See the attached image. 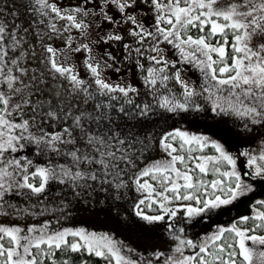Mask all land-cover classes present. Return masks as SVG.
<instances>
[{
    "label": "snow or ice",
    "instance_id": "snow-or-ice-1",
    "mask_svg": "<svg viewBox=\"0 0 264 264\" xmlns=\"http://www.w3.org/2000/svg\"><path fill=\"white\" fill-rule=\"evenodd\" d=\"M0 217V264H264V0H0Z\"/></svg>",
    "mask_w": 264,
    "mask_h": 264
},
{
    "label": "rangeland",
    "instance_id": "rangeland-1",
    "mask_svg": "<svg viewBox=\"0 0 264 264\" xmlns=\"http://www.w3.org/2000/svg\"><path fill=\"white\" fill-rule=\"evenodd\" d=\"M256 43V42H254ZM115 47V46H114ZM119 56V52H114ZM169 57L172 58V53H168ZM82 57L77 55L73 57L79 64ZM126 66H121V72L115 73L112 70H108L105 74L113 81H118L121 77L127 78L129 73L125 71ZM81 74L83 70L81 69ZM184 78L189 80V82L194 81L188 71ZM133 82H135V76L132 77ZM198 83V82H197ZM191 131H198L190 128ZM200 131V130H199ZM260 144L259 138L251 145V148L258 149ZM160 153L154 151L152 153V158H159ZM130 206L127 204L121 205L118 209L115 205L109 203H85L78 204L73 213V219L68 221L65 226L70 225H85L91 229L97 231H110L115 233L119 238L123 239L130 246L137 248L138 250H144L146 247L150 246L152 243H160L158 232H146L139 224L132 222H125L123 217L127 215V209ZM43 219V218H41ZM23 221H11L10 218L0 217V223H9ZM31 223L32 221H27Z\"/></svg>",
    "mask_w": 264,
    "mask_h": 264
},
{
    "label": "trees",
    "instance_id": "trees-1",
    "mask_svg": "<svg viewBox=\"0 0 264 264\" xmlns=\"http://www.w3.org/2000/svg\"><path fill=\"white\" fill-rule=\"evenodd\" d=\"M189 72H190V74H191V77L194 79V81L199 82L197 71H196L195 69H191V68H190V69H189ZM190 128H193V129H195V130H200V131H203V130H204L202 127H199V128H198V126H197L196 124L191 125ZM257 139H258V138H257ZM257 139H256V140H257ZM256 140H255V141H256ZM255 141H254V142H255ZM254 142H253V143H254ZM253 143H252V144H253ZM252 144H251V145H252ZM251 145H250V147H251ZM257 198H259V197H257ZM238 212H242V213H244V214H249V212H248V204H247V202H245V204H243V205L238 206V208H233L230 212L225 213V214H223V215L217 217L216 220H217V222H219V223H221V224H225V225H227V222H228L231 218L236 217ZM211 226L214 228V227H215V224L213 223ZM204 227H205L204 225H197V226L194 227V228H189V229H188L189 235H193L194 233H200L201 235H203ZM140 251H143V250H140Z\"/></svg>",
    "mask_w": 264,
    "mask_h": 264
}]
</instances>
